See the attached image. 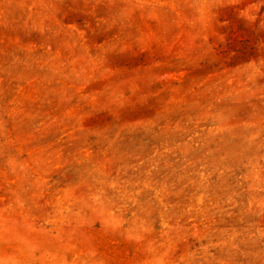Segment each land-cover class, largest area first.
<instances>
[{
  "label": "rangeland",
  "instance_id": "1",
  "mask_svg": "<svg viewBox=\"0 0 264 264\" xmlns=\"http://www.w3.org/2000/svg\"><path fill=\"white\" fill-rule=\"evenodd\" d=\"M0 264H264V0H0Z\"/></svg>",
  "mask_w": 264,
  "mask_h": 264
}]
</instances>
